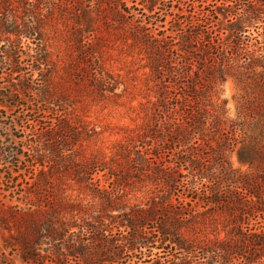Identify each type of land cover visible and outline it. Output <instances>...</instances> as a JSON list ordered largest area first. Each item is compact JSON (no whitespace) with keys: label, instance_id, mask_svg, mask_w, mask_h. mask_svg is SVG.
Returning a JSON list of instances; mask_svg holds the SVG:
<instances>
[{"label":"trees","instance_id":"1","mask_svg":"<svg viewBox=\"0 0 264 264\" xmlns=\"http://www.w3.org/2000/svg\"><path fill=\"white\" fill-rule=\"evenodd\" d=\"M128 2L70 0L65 4L75 22V41L71 44L69 60L62 63H54L33 40L28 42L27 32L16 27L10 31L19 39L8 41L2 59L9 62V76L17 77L18 81L9 80L2 86L5 91L0 92V97L7 107L13 92L24 97L25 103L14 102L22 105V121L32 123L34 128L22 127L24 135L18 137L17 148L6 145L10 147L12 165L9 179L13 182L22 174L21 166L33 167L40 175L46 168L74 174L78 181L93 175L92 160L81 159L77 153L92 129L73 114L69 97L51 89L49 73L61 65L69 78L70 92L90 101L120 98L126 89H120L122 81L107 71L103 57L104 47L117 40L137 53L139 69L144 70L140 85H133L138 89L132 101L137 102L134 111L139 122L130 138L132 145L124 151L126 161L131 159L136 164L138 180L161 184L172 203L175 185L187 174L191 191L197 193L190 202L201 201L205 213L216 215L221 210L218 214L224 212L227 224L233 220L240 224L238 216L244 212L242 207H248V214L253 209L258 211L256 205L262 204L264 197L261 185L264 178L254 172L236 173L228 159V154L239 144V157L251 166L264 159V39L251 31L258 28L257 23L264 24V0H176L181 9L178 6L170 11L163 9L161 0H130L131 5ZM134 4L141 5L144 14L131 12ZM189 4L192 9L184 10ZM158 13L164 20L156 17ZM109 36L116 39H104ZM23 46L27 47L24 51ZM25 65L32 69L27 72ZM228 76L246 81L251 88L240 97L236 118L229 116L222 94ZM47 118L50 126L41 128L42 119L47 123ZM163 151L169 153L168 159L161 156ZM23 156L30 159H22ZM0 157L3 158L2 152ZM96 170L103 171L106 167L102 165ZM125 177L121 181L123 186ZM205 183L210 187L202 192L200 186ZM46 184L47 178L43 177L42 184L36 187L42 189ZM201 193L206 199L200 197ZM201 213L190 210L187 214L183 207L174 206L168 212L174 222L159 225L158 231L170 236V242L185 252H192L190 243L184 240L183 243L177 237L192 229ZM129 227L138 226L131 223ZM261 230L263 236L251 233L253 236L245 240L264 250V228ZM229 234L240 232L230 229ZM234 248L235 256H232L230 251ZM240 248L222 242L220 263L231 264L235 257L245 258ZM82 250L81 258L90 261L89 254ZM248 255L253 259L246 258L242 264H264L254 251L250 250ZM184 264L188 263L184 260Z\"/></svg>","mask_w":264,"mask_h":264},{"label":"rangeland","instance_id":"2","mask_svg":"<svg viewBox=\"0 0 264 264\" xmlns=\"http://www.w3.org/2000/svg\"><path fill=\"white\" fill-rule=\"evenodd\" d=\"M69 1L0 0V92L5 91L1 87L6 86L9 80L12 83L18 81L17 77L9 76V62L2 59L8 41L19 39L10 32L15 27L27 32V41L33 40L41 45L54 63L69 60L71 44L75 41L72 11L64 7ZM161 1L164 10H176L178 6L181 9L176 0ZM128 3L131 5L130 0ZM134 5L131 12L137 13L142 9L141 5ZM185 9L190 10L192 6L189 4ZM140 13L144 14L142 10ZM156 17L165 18L159 13ZM169 19L167 16L166 20ZM166 23L168 25V21ZM256 25L258 28L251 31L263 40L264 24L259 22ZM26 48L23 46L21 50ZM103 57L107 71L122 81L120 89H126L120 98L113 101L93 102L71 93L69 78L61 65L49 73L51 89L69 97L73 114L92 129L77 152L81 159H90L94 163L95 168L90 169L93 175L85 180L78 181L74 174L48 171V168L40 175L39 170L33 167L21 166L22 174L11 182L8 174L12 166L9 164L10 147L6 148V145H16L17 148L18 137L24 135L22 127L33 129L34 125L22 121V105L17 106L14 102L25 103L24 97L13 92L14 97L8 100V107L3 106L4 99L0 97V152L3 153L0 163H7L0 164V264H184V260L188 264H221L218 256L225 241L241 247L245 255V258H233L231 264L245 263L246 258L253 259L248 255L250 250L254 251L256 258L264 260V250L245 240L254 234L263 236L264 197L263 203L256 205L258 211L250 209L254 212L248 214V207H242L244 212L238 216L241 223L233 220L227 224L223 219L224 212L218 214L221 210L211 215L205 213L203 202H190L189 199L197 197V193L191 191L187 174L182 175L171 193L173 204L167 200L169 193L160 187L161 184L155 185L148 179L144 182L138 180L136 164L131 159L126 161L124 151L132 145L133 139L130 138L139 122L134 111L137 102L132 101L138 89L133 85L143 80L144 70L139 69L137 53L117 40L104 47ZM24 69L28 72L32 67L25 65ZM250 91L246 81L227 77L222 85V94L230 117L236 118L240 97ZM44 121L42 119L41 128L50 126L49 118L47 123ZM32 141L36 142L34 138ZM240 145L228 154L231 168L236 173L254 172L264 178V159L251 166L239 157ZM161 156L168 159L169 153L163 151ZM22 159L29 160L30 156ZM102 165L106 170H96ZM123 176H126L124 186L121 185ZM43 177L47 178V184L38 189L36 186L42 184ZM209 185L205 183L200 190H208ZM261 185L264 192V181ZM200 197L206 199L202 193ZM167 202L169 205L166 207ZM174 206L183 207L187 214L190 210L202 212V216L195 218L193 228L177 237L183 243L188 241L193 247L192 252H185L170 242V236L158 231L159 225L174 222L168 214ZM179 219L183 218L179 216ZM131 223L138 227H129ZM140 223L144 225L140 226ZM230 229L245 236L229 234ZM81 249L89 254L90 261L81 258ZM235 249L230 251L232 256H235Z\"/></svg>","mask_w":264,"mask_h":264}]
</instances>
